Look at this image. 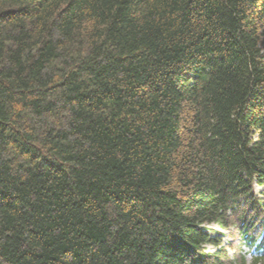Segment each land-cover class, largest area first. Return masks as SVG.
<instances>
[{"label":"trees","instance_id":"16d2710c","mask_svg":"<svg viewBox=\"0 0 264 264\" xmlns=\"http://www.w3.org/2000/svg\"><path fill=\"white\" fill-rule=\"evenodd\" d=\"M210 223L264 262V0H0V264H245Z\"/></svg>","mask_w":264,"mask_h":264},{"label":"rangeland","instance_id":"374dc122","mask_svg":"<svg viewBox=\"0 0 264 264\" xmlns=\"http://www.w3.org/2000/svg\"><path fill=\"white\" fill-rule=\"evenodd\" d=\"M204 228L206 230L208 229L211 233L217 231L224 234L223 243L225 245L233 244V247L227 248L229 256L238 255V253H240L245 255V264H264V262L261 261H257L255 263L252 262L255 257V252L253 249H248V247L242 243L240 238L237 236L236 231L232 229L233 227H230L229 229H222L216 223H210L204 225ZM209 249H214V247Z\"/></svg>","mask_w":264,"mask_h":264}]
</instances>
